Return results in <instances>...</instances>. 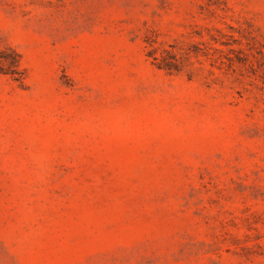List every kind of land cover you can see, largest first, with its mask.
I'll return each instance as SVG.
<instances>
[{
	"label": "rangeland",
	"instance_id": "374dc122",
	"mask_svg": "<svg viewBox=\"0 0 264 264\" xmlns=\"http://www.w3.org/2000/svg\"><path fill=\"white\" fill-rule=\"evenodd\" d=\"M0 264H264V0H0Z\"/></svg>",
	"mask_w": 264,
	"mask_h": 264
}]
</instances>
